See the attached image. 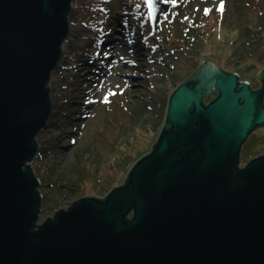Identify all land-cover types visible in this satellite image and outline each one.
Instances as JSON below:
<instances>
[{"label": "water", "instance_id": "1", "mask_svg": "<svg viewBox=\"0 0 264 264\" xmlns=\"http://www.w3.org/2000/svg\"><path fill=\"white\" fill-rule=\"evenodd\" d=\"M72 3L0 0V264H264V157L239 168L242 145L264 126V70L253 91L204 62L171 95L126 185L40 221L31 165ZM144 3L156 33L173 5Z\"/></svg>", "mask_w": 264, "mask_h": 264}, {"label": "rangeland", "instance_id": "2", "mask_svg": "<svg viewBox=\"0 0 264 264\" xmlns=\"http://www.w3.org/2000/svg\"><path fill=\"white\" fill-rule=\"evenodd\" d=\"M142 1L106 0L102 10L113 17L112 23L106 20L100 26L110 34L104 44L95 39L88 45L86 38H97L99 31L70 23L63 45L65 61L53 73L50 88L54 105V80L61 75L60 102L71 96L73 100L68 112L57 118L58 128L46 127L38 135L41 152L31 165L41 184V222L79 199H104L122 186L134 164L150 154L157 142L171 95L204 62L259 87L257 75L264 70V10L255 15L251 8L259 0L167 2L173 5L171 11L151 36L144 26L148 14ZM130 2L137 12L128 6ZM127 13L142 20L141 26L133 23L132 30L139 41L145 39L150 45L148 58L140 43L124 41L116 14L128 22L131 17H123ZM79 38L82 57L73 51L79 48ZM208 97L216 98L215 91ZM117 136L121 138L115 143Z\"/></svg>", "mask_w": 264, "mask_h": 264}, {"label": "trees", "instance_id": "3", "mask_svg": "<svg viewBox=\"0 0 264 264\" xmlns=\"http://www.w3.org/2000/svg\"><path fill=\"white\" fill-rule=\"evenodd\" d=\"M140 1L143 3L142 0H140ZM104 4H106V0H73L72 11H71V14L69 16V22L72 23V21H73L76 24L82 23L83 26L85 28H87L88 31H93L95 33H96L97 30L99 31V33H97V38H95L94 35H89L86 38V41H88V45H89L90 41L95 40V39H98V40L102 41V44H104L106 42V39H107L106 37L110 36L109 30L102 29L100 27L104 23V21H106V20L109 23H112L110 19L113 17V15L110 12L106 13V12H104L102 10V6ZM252 5L254 7H251V8L255 9V15H258L259 13L260 14L263 13L264 0H262V1L259 0V1H257L256 3H254ZM128 6L131 7L132 10L137 12V10H135L136 4H134L133 2H130L128 4ZM144 11H146V8L144 9ZM120 15L121 14H116V17H118L117 18V22H118V24L121 26V28L123 30L122 34H123L125 43H128L129 45H135L137 43H140V45H141L140 49L142 51H144V55L148 58L149 55L147 54V51L148 50H152L150 45L147 43V41L145 39H142L141 41H139L138 40V35L135 33V31L132 30L133 29V25L132 24L136 23L137 26H141L140 21H142V20L138 21L135 18V16H136L135 13H127V14L123 15V17H127V18L131 17V19L128 22L122 20L121 18H119ZM144 26L146 28V32H149L148 35L151 36L150 33H152V31H151L150 23H149V20H148L147 17H146V19L144 21ZM243 35H244L243 37H245V38H247L249 36V34H246V35L243 34ZM80 41H82V38H79V41H78L79 48H73V51L78 53V55H80V57H82V55H83L82 51H83L84 47L80 43ZM252 44H254V42ZM86 54H88V53H86ZM64 61H65V57L63 58V56H62V59L60 60L58 66H57V68H56V70L54 72L58 71L59 69H61L63 67ZM60 78H61V75L57 76L55 78V80H54V88L56 89L57 92L55 93V101H54V105H53V108H52L53 111L51 112V116L49 118V122H48V125H47L48 128L49 127L58 128L56 126L57 123H58V119L57 118L59 116L63 115V112H65V111L68 112V110H69L68 105L73 100V97L71 96L70 98L66 99L65 101L60 102V100H61V98L63 96L62 94H60L58 92V90L60 88V85H61V81H62V78L61 79ZM67 81L68 80H66L65 82L67 83ZM256 84L259 87H261V83H260V81L258 79L256 81ZM250 86L254 88V86H252V85H250ZM259 87L256 86L254 89H258ZM55 89H53V90L55 91ZM217 97H218V94H216V98ZM216 98H212L211 99L210 97H208V98L206 97L204 99V104L205 103H211ZM119 138H121V137L117 136L115 138V143H116V141ZM40 152H38V153H40ZM116 161L118 162V164L122 163V161L120 159H118V157L116 158ZM136 164H134V166ZM126 183H127V181L124 182V185H126Z\"/></svg>", "mask_w": 264, "mask_h": 264}, {"label": "flooded vegetation", "instance_id": "4", "mask_svg": "<svg viewBox=\"0 0 264 264\" xmlns=\"http://www.w3.org/2000/svg\"><path fill=\"white\" fill-rule=\"evenodd\" d=\"M238 77H239V82H242L241 81L242 76H238ZM258 89H260V87ZM258 89H254L252 87L253 91H256ZM260 131L264 132V126H261L256 131H254L249 136L247 141L242 145L239 155V168H244L251 161L264 157V133L262 134Z\"/></svg>", "mask_w": 264, "mask_h": 264}, {"label": "snow or ice", "instance_id": "5", "mask_svg": "<svg viewBox=\"0 0 264 264\" xmlns=\"http://www.w3.org/2000/svg\"><path fill=\"white\" fill-rule=\"evenodd\" d=\"M165 2L167 3V2H171V3H176V0H165ZM153 3V0H148V4L151 6V4ZM223 9H224V5H223V3H221L220 4V7H219V10L221 11V12H223ZM207 11V10H206Z\"/></svg>", "mask_w": 264, "mask_h": 264}, {"label": "built area", "instance_id": "6", "mask_svg": "<svg viewBox=\"0 0 264 264\" xmlns=\"http://www.w3.org/2000/svg\"><path fill=\"white\" fill-rule=\"evenodd\" d=\"M40 193H41V191H40ZM41 197H42V199H43V196H42V194H41Z\"/></svg>", "mask_w": 264, "mask_h": 264}, {"label": "bare ground", "instance_id": "7", "mask_svg": "<svg viewBox=\"0 0 264 264\" xmlns=\"http://www.w3.org/2000/svg\"><path fill=\"white\" fill-rule=\"evenodd\" d=\"M49 149V148H48Z\"/></svg>", "mask_w": 264, "mask_h": 264}]
</instances>
